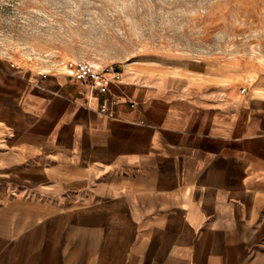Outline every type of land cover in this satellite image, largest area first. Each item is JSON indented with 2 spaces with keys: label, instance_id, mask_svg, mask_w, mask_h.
<instances>
[{
  "label": "crops",
  "instance_id": "1",
  "mask_svg": "<svg viewBox=\"0 0 264 264\" xmlns=\"http://www.w3.org/2000/svg\"><path fill=\"white\" fill-rule=\"evenodd\" d=\"M132 73L0 54V264H264V84Z\"/></svg>",
  "mask_w": 264,
  "mask_h": 264
},
{
  "label": "rangeland",
  "instance_id": "2",
  "mask_svg": "<svg viewBox=\"0 0 264 264\" xmlns=\"http://www.w3.org/2000/svg\"><path fill=\"white\" fill-rule=\"evenodd\" d=\"M0 54L48 74L78 62L133 75L198 64L261 85L264 0H0Z\"/></svg>",
  "mask_w": 264,
  "mask_h": 264
},
{
  "label": "built area",
  "instance_id": "3",
  "mask_svg": "<svg viewBox=\"0 0 264 264\" xmlns=\"http://www.w3.org/2000/svg\"><path fill=\"white\" fill-rule=\"evenodd\" d=\"M70 77L86 80L98 86L103 92L111 79H120L124 73L123 67L117 64L98 65L92 62H78L67 70ZM243 87L242 92L246 91Z\"/></svg>",
  "mask_w": 264,
  "mask_h": 264
},
{
  "label": "bare ground",
  "instance_id": "4",
  "mask_svg": "<svg viewBox=\"0 0 264 264\" xmlns=\"http://www.w3.org/2000/svg\"><path fill=\"white\" fill-rule=\"evenodd\" d=\"M97 64V63H96Z\"/></svg>",
  "mask_w": 264,
  "mask_h": 264
}]
</instances>
